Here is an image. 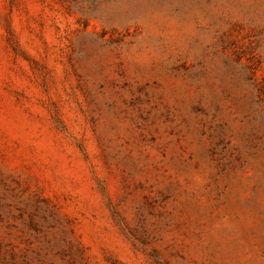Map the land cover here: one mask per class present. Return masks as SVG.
Segmentation results:
<instances>
[{
	"label": "rangeland",
	"instance_id": "rangeland-1",
	"mask_svg": "<svg viewBox=\"0 0 264 264\" xmlns=\"http://www.w3.org/2000/svg\"><path fill=\"white\" fill-rule=\"evenodd\" d=\"M0 264H264V0H0Z\"/></svg>",
	"mask_w": 264,
	"mask_h": 264
}]
</instances>
